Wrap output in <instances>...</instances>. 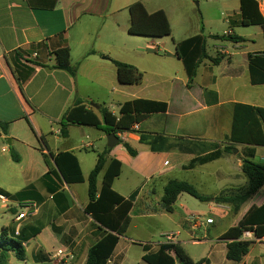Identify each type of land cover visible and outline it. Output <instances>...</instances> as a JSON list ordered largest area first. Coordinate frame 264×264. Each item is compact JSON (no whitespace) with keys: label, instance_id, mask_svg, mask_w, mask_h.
Wrapping results in <instances>:
<instances>
[{"label":"crops","instance_id":"1","mask_svg":"<svg viewBox=\"0 0 264 264\" xmlns=\"http://www.w3.org/2000/svg\"><path fill=\"white\" fill-rule=\"evenodd\" d=\"M160 1L0 0V122L7 125L6 132L0 126V138L10 147L3 148V152L11 154L13 151L18 159L11 156L12 162L7 166L12 175L6 181L12 182L10 185L20 182L18 188L0 182V195L7 197L1 193L5 190L14 194L11 199L7 197L12 203L34 201L39 205L35 216L22 222L13 217L1 222L0 229L9 228L38 264H85L89 250L107 233L85 212V207L89 202L88 177L98 155L108 147L101 151L95 149L108 134L93 126L68 124V135L64 137L62 118L77 101L100 117L101 107L119 116L123 104L137 99L165 102L167 111L149 114L137 123V132L117 135L137 151L135 157L122 143L109 148L107 164L114 159L122 164L113 189L126 199L136 196L127 233L119 238L107 264H132L134 247H141L136 263L147 264L143 257L156 253L160 245L166 243L167 234H174V242L180 243L197 264H264V234L257 236L252 231L251 247L241 262L227 259V244L232 239L224 238L252 207L264 204V184L237 213L225 204L203 202L211 215L205 217L201 211L196 213L188 209L191 198H186V193L178 197L173 213L165 212L162 207L164 188L170 180L186 181L203 195L218 196L247 185L242 165L249 149L255 150L252 160L262 163L257 160V151L264 146L232 144L228 137L234 104L264 108V95L257 98L250 93L255 88L264 89V84L251 82L248 61L249 53L264 52V49L233 53L226 49L227 43L233 50H240L246 48L250 39L240 36L245 41L235 42L228 37L215 39V35H211L222 44L226 43L215 46L213 55L208 51L207 39L208 55L218 58L219 63L204 59L189 87L186 70L175 55V48L178 42L192 36L174 41L172 50L164 49L165 55L160 56L158 48L159 45L165 48L166 37L158 40L147 37L144 48L138 45L140 36L128 33V7L136 2H141L149 13L163 10L171 26L169 13L159 5ZM256 1L264 18V0ZM220 2L226 9L233 8L232 12L227 11L230 13L226 24L230 27L242 25L241 0ZM200 30L198 34L205 35L203 24ZM171 31L173 33L172 26ZM228 31L239 36L230 28L224 30V36ZM64 48L71 51V65L77 70L75 75L57 67L56 52ZM113 61L138 68L144 74L142 82L119 83ZM109 89L114 96L106 99L102 93ZM92 103L99 108L92 107ZM198 114L201 116L197 117ZM152 119L156 127L148 128L146 123ZM141 134H144V141H140ZM226 146H232L233 150L223 152L220 158L208 163H197L201 157L223 151ZM63 152L77 157L84 182H64L54 163L55 157ZM91 153L96 156H91L90 160ZM83 162L92 166L87 177ZM126 171V181L117 189L116 183ZM102 178L103 173L98 179L99 187ZM149 186L151 189L146 190ZM16 196L20 199L16 200ZM154 199L161 203L159 209L148 207ZM138 205L141 206L140 214L135 215ZM8 210L17 212L16 207ZM175 214L180 217L176 231L162 228L157 234L150 233L155 224L171 221L167 215ZM212 214L220 220L232 219V223L215 236L210 232V227L216 225ZM2 216L0 213V221ZM192 217H198L199 223ZM207 219H213V223L206 224ZM202 228L205 235L194 237L193 233ZM183 229L191 233L187 239H180ZM17 230L19 235H16ZM187 245H202L204 255L195 257L187 250Z\"/></svg>","mask_w":264,"mask_h":264},{"label":"trees","instance_id":"2","mask_svg":"<svg viewBox=\"0 0 264 264\" xmlns=\"http://www.w3.org/2000/svg\"><path fill=\"white\" fill-rule=\"evenodd\" d=\"M130 25L128 33L133 36L164 38L171 36V26L163 10L149 13L141 2H136L128 7ZM241 13L243 26H261L264 32V18L259 10L256 0H241ZM235 42H243L240 36H213L215 39H225ZM207 37L198 34L180 41L176 44L175 55L183 62L188 76L190 87L197 74V69L204 59H210L218 64V58H211L207 52ZM224 57V56H222ZM57 67L76 74V68L71 65V51L64 48L56 52ZM249 72L251 82L254 85L264 84V52L249 53ZM117 68V79L123 85L140 84L144 74L131 64L113 61ZM167 111V103L137 99L122 105L119 116L114 115L108 109L100 108V117L93 109H86L83 102L77 101L62 118V135L66 137L68 124L89 125L103 129L108 135H116L131 132L134 124L141 123L149 114L164 113ZM3 131H7V125L0 122ZM160 138H157L158 140ZM144 141L141 134L140 141ZM228 140L232 144L264 146V108L253 107L246 104H234L231 123V132ZM127 152L135 157L137 151L130 144L120 139ZM232 146H226L223 151L217 150L201 157L197 163L205 164L220 158L225 153H230ZM110 149L98 155L97 163L88 177L89 202L85 212L104 229L106 235L94 245L88 252L85 264H107L119 238L127 233L130 225V212L133 207L134 194L129 199L124 198L113 189V183L121 174L122 164L114 159L107 164V155ZM11 156L18 160L12 151ZM254 148L249 149L247 157L243 158L242 171L247 178V185L236 190H228L218 196L201 194L192 184L186 181L170 180L164 188L162 207L165 212L173 213L174 204L182 193H186L201 202H215L231 207L237 213L240 207L264 184V164L254 162ZM54 163L65 183L74 184L84 182V177L77 157L70 152L59 153ZM103 173L102 185L98 186V179ZM245 231H254L257 236L264 234V204L260 207H252L244 218L235 227L229 229L224 238L232 239L227 244V259L241 262L251 247V242L239 240ZM15 259L17 264H27V251L24 243L12 234L7 227L0 229V264H12ZM147 264H197L184 250L180 243H163L159 250L143 257Z\"/></svg>","mask_w":264,"mask_h":264},{"label":"rangeland","instance_id":"3","mask_svg":"<svg viewBox=\"0 0 264 264\" xmlns=\"http://www.w3.org/2000/svg\"><path fill=\"white\" fill-rule=\"evenodd\" d=\"M161 5V7L167 9L168 13H169V17H170V21H171V26L173 29V33L171 36L166 37V46L165 48L161 45H159L158 48V54L160 56H164L165 55V50L164 49H169L170 51L173 48V42L174 41H180L182 39H185L187 37L196 35L198 33H201V26L202 24L205 27L204 30V34L208 37V51L210 52V54L214 55V51H215V46L217 45H226L222 44L221 41H217L215 39L212 38L211 35H218V36H224V30H228V28L233 29L234 33L239 35V36H245L248 39H250L247 43H246V50L244 49H240V50H233V47H231L228 43H227V50L230 52H239V51H259V50H263L264 49V33L263 30L261 29L260 26H247L244 27L242 25H235L234 27H230L228 24H226L225 19L228 15L227 12L228 10H230L232 12L233 8L232 7H228L227 9L221 4L220 0H161L159 2ZM151 8V6H149ZM127 20L129 21V13H127ZM139 40L140 43H138V45H141L142 47H146L147 44V37H138L137 38ZM154 40H158L153 38ZM162 65V64H161ZM175 71V69H174ZM111 89V88H110ZM109 90H106L102 93V95L108 99V98H112L113 95V91L111 90L110 92ZM252 95H254L257 98H260L261 95H264V89L262 88H255L252 89L250 92ZM106 104H108V101H105ZM203 115V114H202ZM201 115L198 114L197 117H200ZM188 118H186L185 121H187ZM183 122V124H184ZM146 126L149 128H155L156 124H155V119H152L150 121H148L146 123ZM227 128V126H224ZM181 132H184V130H181ZM205 135H209V133H205ZM107 147V137L105 136L102 140V145L98 148L95 149V151H101L103 149H105ZM3 148H10L7 144V142L5 141V139L0 138V182L1 183H7V185L9 186H13L15 188H18L20 185V182H18L16 185H10V183L12 182H8L6 181V179L10 178V176L12 175L11 169L7 166L8 163L12 162L11 160V154L10 152H3ZM257 160L259 162H262L264 164V147H260L258 148L257 151ZM91 156H95L92 153L90 154V160ZM260 158V159H259ZM14 164V163H12ZM91 164H89V162H83L82 166L83 169L85 171V175L86 177L88 176L89 170L91 169L92 166H90ZM14 166V165H13ZM127 172L126 171L124 173V175L121 177L120 181H118L116 183V188L120 189V185L123 184L126 181L127 178ZM85 186V185H84ZM84 187H82L83 189ZM151 187H147L146 190H150ZM10 191V190H9ZM1 193H3L4 195H6L7 197H9L10 199L12 198V196H14L13 193L11 192H6L5 190L1 191ZM186 198H191L190 204L187 205L188 209L190 211L196 212L197 211H201L202 213H205V217H208L210 214V212L206 209L205 205L203 204V202L189 196L186 195ZM20 199V196H16V200ZM190 200V199H189ZM10 207H16L17 208V212L20 211V209H22L19 206V203L16 204V202L14 203H10L9 204ZM6 205H4L1 201H0V213H3L2 216V221L1 222H8L11 218L15 217L16 213L10 212L8 209L9 208H5ZM7 207V206H6ZM148 207L151 209H159L161 207V203H156L155 199L153 202H149L148 203ZM6 209V210H5ZM140 210H141V206L138 205L134 211L135 215H139L140 214ZM169 216L168 218L171 219V221H162L160 223H157L153 226L152 231H150V233L153 234H157L158 231L160 229H174L175 230V225L176 222H178V220L180 219V217L178 215H167ZM211 216V215H210ZM212 217H214V219L216 220V225L215 227H210V232H211V236H215L216 232H222L224 229H226L231 223H232V219L229 220H220V217L216 216L215 214H212ZM217 227V228H216ZM176 233V232H175ZM188 234H191L189 232H187V230L183 229L181 230V237L180 239H187L189 236ZM205 235V230L204 228L199 229L197 231H195L193 233V236L196 238H201ZM153 241H157V239H154ZM187 250L193 254L195 257H202V255H204L205 250L204 247L202 245H187ZM133 256L131 258L132 264H137L136 262L138 261L139 257H140V252H141V247H134L133 248ZM27 264H38L36 262H34L33 258H32V253L29 252L27 254ZM11 263L12 264H17L18 262L15 259H11Z\"/></svg>","mask_w":264,"mask_h":264},{"label":"built area","instance_id":"4","mask_svg":"<svg viewBox=\"0 0 264 264\" xmlns=\"http://www.w3.org/2000/svg\"><path fill=\"white\" fill-rule=\"evenodd\" d=\"M226 36H230L232 35L231 31L225 32ZM139 131V124H134L133 128H132V132H137ZM0 201L6 205L5 208H10V200L3 196L0 195ZM19 206L22 208L20 209V212H17L16 216H15V220L17 222H22L25 220L30 219L31 217L35 216L38 211H39V205L34 202V201H25V202H21L19 203ZM197 223H199V218L198 217H192ZM213 223V219H207L206 220V224H212ZM16 235H19V231H16ZM253 232L252 231H245L242 236H241V240L242 241H250L253 239ZM166 239V243H175L174 242V234H167L165 236ZM59 254H61V251H59Z\"/></svg>","mask_w":264,"mask_h":264},{"label":"water","instance_id":"5","mask_svg":"<svg viewBox=\"0 0 264 264\" xmlns=\"http://www.w3.org/2000/svg\"><path fill=\"white\" fill-rule=\"evenodd\" d=\"M92 107L98 109L99 106L95 105V104H91ZM10 144L11 142L8 141ZM120 143V139L119 137L115 134V133H110L109 135H107V147L112 149L115 146H117Z\"/></svg>","mask_w":264,"mask_h":264}]
</instances>
